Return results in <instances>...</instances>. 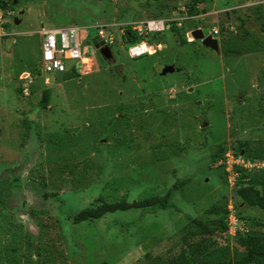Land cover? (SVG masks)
<instances>
[{"label": "rangeland", "instance_id": "374dc122", "mask_svg": "<svg viewBox=\"0 0 264 264\" xmlns=\"http://www.w3.org/2000/svg\"><path fill=\"white\" fill-rule=\"evenodd\" d=\"M10 2L0 38V264H168L187 229L191 245L205 242L199 259H246L240 238L261 234L264 216L245 209L242 220L234 207L233 220L226 206L240 203L238 179H264V0ZM159 18L181 28L160 33L154 54L129 59L118 25ZM109 24L111 63L91 42L93 25ZM71 26L90 62L67 78L69 62L44 84L37 31ZM214 26L217 52L186 36ZM155 65L175 71L159 76ZM226 153L255 166L231 184ZM149 197L167 207L72 222L85 208Z\"/></svg>", "mask_w": 264, "mask_h": 264}, {"label": "built area", "instance_id": "2783aa9c", "mask_svg": "<svg viewBox=\"0 0 264 264\" xmlns=\"http://www.w3.org/2000/svg\"><path fill=\"white\" fill-rule=\"evenodd\" d=\"M2 5H0V37L6 36V29L3 25H6L4 16L10 15L12 12L8 10L9 0H1ZM115 25H93V30L95 34L92 38H95L96 41H100L102 46L105 45L109 49L112 45L115 44V39L110 31ZM120 36L123 37L125 45L123 46L125 53L129 59H136L144 54L149 55L147 51L148 46H153L154 51L160 50L162 42H160L158 35L170 28V26L180 29V19H150L143 21H133L129 22L121 27H119ZM197 30H203V27H196ZM194 29H190L186 36H190V32ZM125 31H129V35L134 36L137 40L134 43H129L126 41L127 35L125 36ZM80 28L71 26L66 28H51L46 29L41 27L37 33L40 36V76L43 79V83H48V76L63 74L66 72V68L69 62H72L70 67L74 73H79V67L81 65H86L90 62V59L87 56L83 55V52L80 49L79 37L78 34ZM218 30L214 27L207 28L206 36H209L211 39H217ZM91 38V39H92ZM187 40H189L187 38ZM126 44H129L128 47ZM86 52V51H84ZM22 80L29 79L28 74L21 76ZM22 94L27 95V89L25 85H22ZM244 161V160H243ZM246 161V162H245ZM245 167L243 162L238 161L232 153H226L221 164L225 165L226 170L232 173V183L234 182V177L238 175L236 168L239 169H253L255 164L245 159ZM227 217L230 219H235L234 206L231 202L227 203L226 206Z\"/></svg>", "mask_w": 264, "mask_h": 264}, {"label": "trees", "instance_id": "16d2710c", "mask_svg": "<svg viewBox=\"0 0 264 264\" xmlns=\"http://www.w3.org/2000/svg\"><path fill=\"white\" fill-rule=\"evenodd\" d=\"M201 2V0H190V6L195 5L196 3ZM10 0L8 2L10 6ZM0 5H2V1L0 0ZM6 25H3L5 28ZM171 27V26H170ZM127 35L126 41L129 43H134L137 38L129 35V31H125V36ZM75 75L74 72L71 71V74L65 75L67 78ZM49 97V91L43 90L40 98V107L45 109L47 107V101ZM246 143H240L241 149L246 147ZM240 149V150H241ZM238 150V151H240ZM244 150V149H243ZM237 155V154H236ZM250 161H255L253 159H247ZM236 170H241L236 168ZM245 175V174H243ZM242 175V176H243ZM244 180V181H242ZM234 186L237 188L234 192L233 197L236 200L239 199L237 205L235 203V210L240 219H245L244 210H254L258 213L259 217L264 216V179H260L255 183H247L245 184V179H238ZM235 200V199H234ZM235 200V202H236ZM167 207V199L166 198H157V197H149L146 199H142L140 201H133L131 203L125 202H117V203H101L94 208H85L83 210L78 211L72 216V222L74 224H78L81 222H85L88 220L98 219L106 213H112L118 210L124 211L128 208H160L165 209ZM192 225H198L200 229L201 235H207L209 231L205 229V227L198 223L197 221H192ZM264 228V223H260L257 225ZM187 236L184 235L181 242V251L177 254L176 257L170 258L168 264H209L208 260L199 259L201 255L205 254L206 246L205 242L200 240L195 242V244L191 245L192 236L195 235L194 231L187 229ZM201 242H204L200 245ZM240 245L246 250L248 257L246 259H242L236 264H259L261 259H264V231L259 235H244L240 238ZM261 258V259H259ZM206 261V262H205ZM156 264V263H155Z\"/></svg>", "mask_w": 264, "mask_h": 264}, {"label": "water", "instance_id": "95a60500", "mask_svg": "<svg viewBox=\"0 0 264 264\" xmlns=\"http://www.w3.org/2000/svg\"><path fill=\"white\" fill-rule=\"evenodd\" d=\"M168 29V27L166 28ZM207 29L197 30L194 29L190 32V36L193 40L198 41L203 47L209 48L212 51H218L217 40L211 39L209 36H206ZM93 48L97 51L98 55L101 56L104 60L108 61L113 58L110 49L103 45L100 41H96L95 38L91 39ZM129 44H126L128 47ZM155 71L157 75L164 76L166 74H171L175 71V68L172 65H155Z\"/></svg>", "mask_w": 264, "mask_h": 264}, {"label": "bare ground", "instance_id": "6f19581e", "mask_svg": "<svg viewBox=\"0 0 264 264\" xmlns=\"http://www.w3.org/2000/svg\"><path fill=\"white\" fill-rule=\"evenodd\" d=\"M154 49H155V48H154L153 46H148V47H147V51L149 52V55H152V54L155 53ZM157 49H160V48H157Z\"/></svg>", "mask_w": 264, "mask_h": 264}, {"label": "flooded vegetation", "instance_id": "af4514ba", "mask_svg": "<svg viewBox=\"0 0 264 264\" xmlns=\"http://www.w3.org/2000/svg\"><path fill=\"white\" fill-rule=\"evenodd\" d=\"M207 28H209V27H207ZM207 28H204V27H203V29H207ZM112 61H115V60H114V57H113L111 60H108L109 63H111Z\"/></svg>", "mask_w": 264, "mask_h": 264}, {"label": "crops", "instance_id": "0c3cea01", "mask_svg": "<svg viewBox=\"0 0 264 264\" xmlns=\"http://www.w3.org/2000/svg\"><path fill=\"white\" fill-rule=\"evenodd\" d=\"M6 29V28H5ZM7 36V35H6ZM6 36H3V37H6ZM1 38V37H0ZM165 46V44L162 42V47H164Z\"/></svg>", "mask_w": 264, "mask_h": 264}, {"label": "clouds", "instance_id": "9594fccd", "mask_svg": "<svg viewBox=\"0 0 264 264\" xmlns=\"http://www.w3.org/2000/svg\"><path fill=\"white\" fill-rule=\"evenodd\" d=\"M215 40H217V39H215Z\"/></svg>", "mask_w": 264, "mask_h": 264}]
</instances>
